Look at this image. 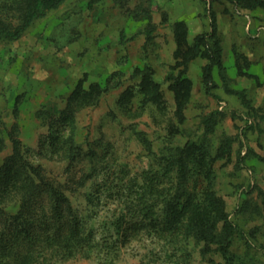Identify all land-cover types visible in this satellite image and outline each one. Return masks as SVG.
I'll use <instances>...</instances> for the list:
<instances>
[{
  "label": "rangeland",
  "instance_id": "obj_1",
  "mask_svg": "<svg viewBox=\"0 0 264 264\" xmlns=\"http://www.w3.org/2000/svg\"><path fill=\"white\" fill-rule=\"evenodd\" d=\"M178 21L185 23L187 43L199 35L209 46L219 43L224 68L212 69L207 86L209 60L190 61L184 77L191 80V96L182 121L166 80L181 69ZM136 69L144 74L135 75ZM95 85L97 104L78 108L73 123L62 126V139L80 147L79 159L66 170L59 155H37L50 127L60 126L44 113L58 114L79 86ZM210 118L216 124L206 136ZM9 134L62 182L87 171L85 155L93 153L98 174L70 198L80 217L93 216L95 246L88 258L59 264H264V9L248 11L224 0H64L18 39L0 42V165L12 151ZM227 137L230 151L213 159ZM188 142L212 158L206 162L213 190L234 229L227 259L217 246L204 249L185 224L173 232L142 229L118 244L113 224L125 219L126 230L144 218L146 205L153 206L147 209L154 225L162 226L161 201L176 182L173 158ZM93 183L107 192L94 193L90 205L84 193Z\"/></svg>",
  "mask_w": 264,
  "mask_h": 264
},
{
  "label": "trees",
  "instance_id": "obj_2",
  "mask_svg": "<svg viewBox=\"0 0 264 264\" xmlns=\"http://www.w3.org/2000/svg\"><path fill=\"white\" fill-rule=\"evenodd\" d=\"M224 1L248 11L264 9V0ZM63 2L64 0H0V42L18 39L35 20L43 18ZM186 31L184 22H175L176 40L179 34L183 37L182 40H177L182 48L176 52V65L181 69L166 77L174 92L180 121L183 120L182 111L191 96V80L184 77L190 61L198 56L209 60L203 73V81L207 86L213 82L211 72L214 67L219 72L224 71L219 43L215 40L209 46L205 43V37L199 35L189 44ZM214 34L215 25L212 29V35ZM123 38L124 34L121 35L122 40ZM139 73L144 74V71L136 69L135 75ZM145 76L150 78L149 73ZM157 93L155 89L154 94ZM236 93L244 96L243 92ZM98 99V86H92L90 90H83L79 86L69 97L64 110L58 114L44 113L49 122L56 121L60 126L56 130L50 127L46 139L39 141L37 155H59L61 160L66 161V170H69L71 164L79 159L77 157L81 155V151L72 141L62 139V126L73 123L78 108L95 105ZM215 124V120L207 119L206 136L213 132ZM9 136L12 151L0 165V264H59L77 257L88 258L95 246L97 233L95 227L89 225L93 216L80 217L70 196L86 187L98 174L92 161V151L85 155V164H88L89 169L79 177H68L62 182L51 177L41 164H35L29 159L32 150L24 147L11 134ZM231 143L230 137L225 138L213 159L225 156L230 151ZM4 146V139L0 138V152ZM207 157L212 161L209 153L198 143L188 142L177 149L171 165L176 172L174 190L161 201L164 216L162 226L154 225V221L150 219L151 211L147 209L153 206L146 205L140 209L144 218L141 221H130L126 230L125 219L120 221L119 218L113 224L115 234L119 237L118 244L130 240L142 229L155 230L158 227L163 232H173L185 224L186 232L196 241L202 242L204 249L217 246L227 259L234 229L224 200L213 190L210 177L213 169L210 162H206ZM201 177L204 180L200 181ZM105 188L103 184L93 183L84 193L86 202L93 205L96 200L94 193L106 195Z\"/></svg>",
  "mask_w": 264,
  "mask_h": 264
},
{
  "label": "crops",
  "instance_id": "obj_3",
  "mask_svg": "<svg viewBox=\"0 0 264 264\" xmlns=\"http://www.w3.org/2000/svg\"><path fill=\"white\" fill-rule=\"evenodd\" d=\"M255 12L257 13V12H258V10L254 11V13H255ZM250 60H251V59H250Z\"/></svg>",
  "mask_w": 264,
  "mask_h": 264
}]
</instances>
